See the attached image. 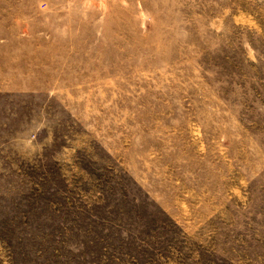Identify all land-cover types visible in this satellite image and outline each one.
Instances as JSON below:
<instances>
[{
	"label": "rangeland",
	"instance_id": "1",
	"mask_svg": "<svg viewBox=\"0 0 264 264\" xmlns=\"http://www.w3.org/2000/svg\"><path fill=\"white\" fill-rule=\"evenodd\" d=\"M0 264H264V0H0Z\"/></svg>",
	"mask_w": 264,
	"mask_h": 264
}]
</instances>
